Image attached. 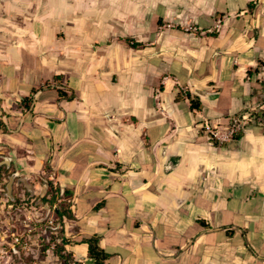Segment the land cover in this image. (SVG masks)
Listing matches in <instances>:
<instances>
[{
	"label": "crops",
	"instance_id": "1",
	"mask_svg": "<svg viewBox=\"0 0 264 264\" xmlns=\"http://www.w3.org/2000/svg\"><path fill=\"white\" fill-rule=\"evenodd\" d=\"M259 1L195 0L184 18L168 0L155 28L191 19V31L140 30L139 20L141 49L91 51L80 4L0 0V155L41 196L39 175L72 191L58 202L74 261L92 264L79 242L97 236L107 264H264ZM57 89L77 99L57 101ZM232 121L238 139L214 143L202 128L223 137Z\"/></svg>",
	"mask_w": 264,
	"mask_h": 264
},
{
	"label": "rangeland",
	"instance_id": "2",
	"mask_svg": "<svg viewBox=\"0 0 264 264\" xmlns=\"http://www.w3.org/2000/svg\"><path fill=\"white\" fill-rule=\"evenodd\" d=\"M168 0H71L72 6L80 4L87 11L84 17H81L83 24L86 19V29L88 31V43L95 47L111 44L126 39L132 41L138 40L133 37V27L136 21L141 20L142 26L146 30L162 29H181L185 32L191 31L193 25L190 20L188 23L178 24L173 22H162V28H155L156 16L159 15L161 4ZM264 1V0H260ZM259 1V3H260ZM172 2V1H171ZM176 8L184 11V18L192 14L195 0H173ZM128 5L133 6L131 11H127ZM251 6V5H250ZM253 9L255 5H252ZM250 10L252 9L249 8ZM252 9V10H253ZM178 12V16L179 13ZM176 15V14H175ZM225 13H216L214 15L215 25H222ZM186 20V19H185ZM178 24V25H177ZM62 33H57L58 37ZM100 35L99 38H93ZM213 38L212 36H210ZM213 41V40H212ZM100 53V51H99ZM222 87V92H228L227 87ZM226 89V90H224ZM225 95L226 94H222ZM228 98H222L223 108ZM233 122V121H232ZM237 132V131H236ZM239 132V131H238ZM236 134V133H234ZM6 155H0V162ZM2 167H5L2 165ZM6 168V167H5ZM15 172L13 167L3 170V179L0 184V264H70L76 262L64 251L60 253L56 247L61 246V239L64 238L62 219L55 215L54 210H63L66 208L64 202L56 201L45 203L41 201L43 196L39 193L38 187L35 192L28 193L23 184L19 181L20 175L16 177L11 186L12 200L7 195L6 185L9 176ZM31 184L32 180L27 181ZM44 198H48L47 196ZM52 222V223H51ZM15 239H18L16 243ZM69 255V256H68ZM63 257V259L60 258ZM77 263V262H76ZM79 264V263H77Z\"/></svg>",
	"mask_w": 264,
	"mask_h": 264
},
{
	"label": "trees",
	"instance_id": "3",
	"mask_svg": "<svg viewBox=\"0 0 264 264\" xmlns=\"http://www.w3.org/2000/svg\"><path fill=\"white\" fill-rule=\"evenodd\" d=\"M253 9V6L248 5L247 8H251ZM156 25L159 27L161 26V20L157 19L156 21ZM210 36L214 37V34H211ZM123 44L125 46H127L128 48L131 49H141L142 48V44L140 43H136L133 42L130 39H126L125 41H123ZM262 68L264 67V62H262L261 60L257 61V68ZM257 70H255L256 72ZM247 75H250V72L247 71ZM55 81L60 82V80H62V78L60 76H57L54 78ZM67 91L69 92V94H67ZM67 91H63L61 89H57V101H73L75 99H77V96L75 94V92L71 89H68ZM32 94L36 93L35 90L31 91ZM187 97L189 99L190 102V108L191 110H199L200 105L199 102H194L191 97L187 94ZM31 98H24L22 100L23 103L26 102H30ZM259 118L264 119V110L258 115ZM1 131H4V128H0ZM237 138V134L233 135V138ZM238 139V138H237ZM211 140L214 143H217L216 140L212 139ZM6 169L5 167L0 166V184L2 182L3 179V170ZM36 181L41 185L43 191H44V196L43 198H41L43 202L45 203H55L58 200H62V199H66L72 196V191L68 190V189H64L61 187H54L53 184L44 176H37L36 177ZM48 197V198H44V197ZM96 210V209H95ZM55 211V215L59 218L62 219L63 217L69 218L70 214L69 211L67 210V208L63 209V210H54ZM81 244H85L87 246V258L92 260V264H107L108 261V254L100 247L99 245V238L97 236H92L90 238L87 239H83L81 242H79ZM69 242L65 239L62 238L61 239V246L56 247L58 249V251L60 253H62L64 251V246L68 245ZM69 256V255H68ZM71 257V255L69 256ZM61 259H63L62 256H60Z\"/></svg>",
	"mask_w": 264,
	"mask_h": 264
},
{
	"label": "water",
	"instance_id": "4",
	"mask_svg": "<svg viewBox=\"0 0 264 264\" xmlns=\"http://www.w3.org/2000/svg\"><path fill=\"white\" fill-rule=\"evenodd\" d=\"M10 163H11V159L9 157H3L2 162H0V166L4 165L6 168L10 167ZM19 172L17 170H15V172H13L10 176H9V180L8 183L6 185V190H7V195L8 197L12 200V196H11V186L12 183L14 181V179L16 177H19ZM19 181L23 184V186L25 187V189L27 190L28 193H33V185L32 184H28V180L26 177H22L19 178Z\"/></svg>",
	"mask_w": 264,
	"mask_h": 264
},
{
	"label": "built area",
	"instance_id": "5",
	"mask_svg": "<svg viewBox=\"0 0 264 264\" xmlns=\"http://www.w3.org/2000/svg\"><path fill=\"white\" fill-rule=\"evenodd\" d=\"M233 126L227 131V133L223 136L220 137L216 131L215 128H211V126L208 123H204L203 125V130L210 136V138L217 140V141H225L227 139H230L233 137L234 133L239 130L238 124L233 121ZM52 223V222H51ZM16 243H18V239H15ZM70 264H77L76 262H72Z\"/></svg>",
	"mask_w": 264,
	"mask_h": 264
}]
</instances>
